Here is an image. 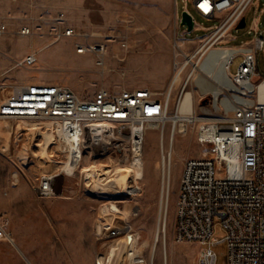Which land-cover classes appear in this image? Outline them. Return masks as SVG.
I'll use <instances>...</instances> for the list:
<instances>
[{"label": "rangeland", "instance_id": "1", "mask_svg": "<svg viewBox=\"0 0 264 264\" xmlns=\"http://www.w3.org/2000/svg\"><path fill=\"white\" fill-rule=\"evenodd\" d=\"M78 1L82 9L80 13L73 0H0V25L7 26L6 32L0 34V90H4L1 85H7L1 95H8L15 85L31 84L27 83L29 81L66 85L74 90H84V95L89 97L102 87L115 91L148 87L166 94L176 74L174 39L177 29L180 37L187 31L188 40L179 41L185 54L189 55L202 46L209 33L206 29L188 31L186 25H181L177 9L182 15L186 7L184 0H177V5L175 0H102L100 6H107L109 11L105 15L88 14V0H76V4ZM260 6L264 7V0H260ZM188 7L202 26H214L219 22L199 14L192 4ZM255 10L253 5L247 12L246 27L235 28L224 38H231L227 45L238 46L255 37V31L251 29ZM259 26L264 31V12ZM25 27L30 29L28 34L22 32ZM68 28L77 33L66 34ZM123 40L128 42V48L121 46ZM92 43L106 45L104 65L97 63L96 53L77 51L80 44ZM31 54L37 57L33 65L20 64ZM179 57L184 63V55ZM197 59L198 56L193 62ZM240 62L241 56L238 55L232 72H236ZM192 67L190 62L183 71L182 81L175 84L169 115L178 113L179 97L184 91L191 90L199 117L224 118L226 110L221 105V109H215V97L211 91L200 89L192 81L187 90H182ZM258 72L256 82L264 77V49L258 53ZM231 93L229 91L221 97ZM32 123L0 118V214L9 217L16 236V246L5 242L15 252L16 264H19V258L23 264H97L98 258L103 256V264H119L127 255L124 242L132 234H124L114 241L97 235V227L106 217L103 209L115 200L128 211V217L114 216V224L133 226L132 233L138 232L140 237L136 247L149 261L153 260L154 264H166V260L168 264H198L200 246L195 242L178 241L176 237V211L184 163L187 158L199 157L206 151L198 141L201 120L190 123L188 132L177 133L175 139L171 137L173 120H167L163 141L159 130L148 129L144 142L145 166L142 171L136 166L132 168L135 174H143L140 184L137 183L138 190L141 187L142 190L134 196L89 190L80 173L67 180L63 196L38 195L35 189L38 178L45 171L55 170V162L63 159V154L54 151L52 159L55 162L40 157L39 144L44 143L43 137L26 131V126ZM180 123H177L178 127L185 126ZM9 131V145L4 151L1 148L6 144ZM34 134L37 138L33 143ZM163 143L166 154L173 148L172 182L166 204L167 230L158 237L163 191L166 190L163 189ZM53 148L56 147L50 146L51 151ZM111 159L112 156H106L96 160L89 149L82 167L88 164L99 167L102 163L114 165ZM19 234L32 244L37 263L24 258ZM225 234L217 225L215 236L221 239ZM147 241L148 245H145ZM215 250L217 264H228L227 243L221 242Z\"/></svg>", "mask_w": 264, "mask_h": 264}, {"label": "built area", "instance_id": "2", "mask_svg": "<svg viewBox=\"0 0 264 264\" xmlns=\"http://www.w3.org/2000/svg\"><path fill=\"white\" fill-rule=\"evenodd\" d=\"M184 1V10L189 13L192 14L188 5L192 4L202 16L219 21L205 27L193 16L194 30L206 29L209 33L202 46L193 53L198 59L190 72L191 77L195 69L202 71L210 67L212 50L231 47L227 58V80L237 98L221 104L226 110L224 118L200 117L198 141L206 151L199 157L187 158L184 163L177 197L176 237L178 241L195 242L200 246L198 264H217L215 246L221 242L228 245V264H264V102L258 95L264 77L255 81L259 75L258 53L264 49V31L255 23L251 28L255 37L238 46L227 45L230 37L224 39L237 28L253 5L256 6L255 15L258 14L260 0ZM175 2L177 5V0ZM177 17L181 20L178 9ZM6 29L5 24L0 25V34ZM67 31L66 34L77 33L75 29L68 28ZM22 32L28 34L30 29L25 27ZM185 33L180 37L178 28L175 34L176 74L183 73L191 62L192 54H185L179 41L188 40ZM223 43L226 45H221ZM121 46L128 48V42L123 40ZM77 51L94 52L98 55L97 63L105 64L107 48L103 43L80 44ZM182 55L184 63L179 60ZM238 55L241 62L236 72H232ZM36 60V55L31 54L20 64L33 65ZM188 84L185 82L182 90H187ZM173 86L172 83L169 90ZM6 87L1 85L4 90L0 92ZM171 99L172 94H161L148 87L120 91L102 87L89 97L66 85L36 82L15 85L6 96L0 93V118L33 122L26 126V131L36 132L43 137L44 143V134L50 133L48 147L55 146V151L63 154V159L56 162L52 159L57 164L55 170L45 171L38 178L35 186L38 195L63 196L67 180L77 173L81 174L89 190L102 193L99 188L105 181L102 166L91 165L90 168L95 169L93 175L86 174L82 167L87 151L90 149L96 160L112 156L115 165L144 159L143 144L150 122L157 121L154 129L159 130L164 140L167 121L163 120L169 115ZM181 99L182 96L178 99L177 110ZM192 122L187 120L185 129L173 125L172 139L177 133L186 134ZM36 136H32L33 143ZM161 150L163 189L168 190L172 182V163L166 164V153L163 147ZM69 163L74 164L71 172L64 168ZM142 178L143 174L136 176V182L140 184ZM141 190L142 187L128 195H137ZM114 202L118 204L116 200ZM217 225L226 233L221 239L215 236ZM132 231L131 224L109 225L106 217L97 227L99 238L111 240L134 234ZM0 241L17 245L10 219L4 213L0 214ZM138 249L134 264H154ZM103 257L98 258L97 264H103Z\"/></svg>", "mask_w": 264, "mask_h": 264}, {"label": "bare ground", "instance_id": "3", "mask_svg": "<svg viewBox=\"0 0 264 264\" xmlns=\"http://www.w3.org/2000/svg\"><path fill=\"white\" fill-rule=\"evenodd\" d=\"M233 48L231 47H221L217 48L211 51L212 59L211 63L209 64L210 67H208L206 70L202 69V71H199L198 69H195L193 76L191 77V73H189L186 76V82H194L197 87H199L202 90H209L211 93L214 94L215 101H214V107L215 109H219L220 105L226 101H232L237 98V94H229L228 96L221 97L223 94L227 93L231 89V85L229 84L227 80V74L228 68H227V58L229 53L232 51ZM194 54L191 55L190 61L193 63V66L196 65L195 62H193ZM204 66V64L202 65ZM205 70V72H204ZM193 78V79H192ZM183 79V73L177 72L175 74L173 79V85L179 83ZM173 86V88H174ZM171 87V85H170ZM170 87L167 89V93L172 94V90H169ZM259 100L264 102V82H262L259 85ZM221 109V108H220ZM167 120H173L174 125L181 121L180 124L185 125L182 126V129L186 128V122L188 121H197L200 120V117L195 111V96L194 92L191 90L184 91L182 95V99L178 105V114L174 116L167 115V117L163 121ZM24 126V125H23ZM154 127H157V121L156 122H150L148 129ZM35 135V134H34ZM33 135V136H34ZM46 142L43 144H39L40 146V157L42 158H48L51 161L52 156L55 155L53 152L55 149L53 148V151H51L50 147H48V143L50 141V138L52 137L50 133L46 132L45 134ZM144 147V144H143ZM164 143H163V149H164ZM59 149V148H58ZM173 160V148L169 149V151L166 154V164L172 163ZM91 165L94 164H88L84 165V171L86 174L93 175L95 170ZM57 166V165H56ZM74 164L69 163L64 166V168L71 172L73 169ZM102 176L104 177V184H102L99 188L101 189L100 192L108 194V192L111 189L116 190L120 194H130L133 191L138 190L137 182H136V176H140L138 174H135L132 172L133 167H138L140 171L145 166V161L143 158L134 160L128 165H105L102 164ZM93 172V173H92ZM96 173H100L99 171ZM142 175V174H141ZM134 187V188H133ZM169 190L163 191V198H162V211L160 214V221L159 226L157 228V234L159 235L167 230V223H168V212L166 209L167 199L169 196ZM103 214L106 216V219L108 220L109 225H114L113 218L114 216L127 218L128 217V211L121 208L117 203L110 202L108 203V206H106L103 209ZM103 216V215H102ZM115 219V218H114ZM158 225V224H157ZM139 238V233L136 232L132 234L128 239L125 240L124 246L126 249V256L121 259V262L119 264H134V257L138 253V248L136 247V243ZM114 241V240H113ZM112 241V242H113ZM111 242V243H112ZM145 245H148V241ZM155 249V248H154ZM155 253V252H154ZM166 264H168V261L166 260Z\"/></svg>", "mask_w": 264, "mask_h": 264}, {"label": "crops", "instance_id": "4", "mask_svg": "<svg viewBox=\"0 0 264 264\" xmlns=\"http://www.w3.org/2000/svg\"><path fill=\"white\" fill-rule=\"evenodd\" d=\"M101 2H102V0H88L89 7H88L87 13L88 14H95V15L109 14L107 6H104V7L100 6ZM73 5H74V7L77 8V10L80 13V11L82 10L81 6H80V2L78 1L76 4V0H73ZM112 9H114V6H112ZM263 12H264V7H261L260 3H259L258 14L255 15L256 20H255V18L253 19V21L255 20L254 24L256 23L259 26V21L261 19ZM82 13H84V12L82 11ZM4 68H6V67H4ZM39 81H43V80H39ZM27 83H33V81H29ZM76 91L78 93L84 95V90H76ZM10 134H11V131H9L8 134L6 135V144H4V147L1 148L4 151L6 150V148L9 145ZM19 238H20V249H21L22 254L24 255V258L31 263H35V262L37 263L38 258L36 257L35 252L32 250V244L29 242H26L20 234H19ZM9 248H10V246L7 243L0 242V252H2V253H0V263L16 264V261H15L16 254H15V252H12ZM4 252H6V253H4ZM19 259H20L19 264H23L24 262H22L23 261L22 258H19ZM55 264H60V263H55Z\"/></svg>", "mask_w": 264, "mask_h": 264}, {"label": "water", "instance_id": "5", "mask_svg": "<svg viewBox=\"0 0 264 264\" xmlns=\"http://www.w3.org/2000/svg\"><path fill=\"white\" fill-rule=\"evenodd\" d=\"M181 25H186L189 31H193L195 29V20L193 15L189 13L187 10H183L181 15ZM247 26L246 17H243L237 28H243Z\"/></svg>", "mask_w": 264, "mask_h": 264}]
</instances>
